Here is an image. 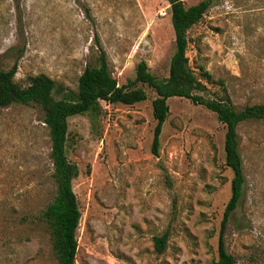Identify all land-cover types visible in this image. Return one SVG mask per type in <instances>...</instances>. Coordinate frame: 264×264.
Instances as JSON below:
<instances>
[{"label":"rangeland","instance_id":"1","mask_svg":"<svg viewBox=\"0 0 264 264\" xmlns=\"http://www.w3.org/2000/svg\"><path fill=\"white\" fill-rule=\"evenodd\" d=\"M184 6L200 0H181ZM166 0H0V69L14 79L44 73L74 89L97 46L117 84L142 60L167 75L173 31ZM189 67L207 71L212 97L222 85L232 104H264V0H209L186 31ZM220 82L222 84H220ZM146 98L99 101L98 114L67 118L66 158L80 213L74 264H211L230 170L225 127L215 114L169 97L150 151L154 119ZM244 183L222 238L234 264H264V119L236 127ZM49 138L33 104L0 106V264H56L39 212L52 199ZM168 231L156 254L152 236Z\"/></svg>","mask_w":264,"mask_h":264},{"label":"trees","instance_id":"2","mask_svg":"<svg viewBox=\"0 0 264 264\" xmlns=\"http://www.w3.org/2000/svg\"><path fill=\"white\" fill-rule=\"evenodd\" d=\"M166 1L173 31V51L169 58L167 75L161 79L150 74L145 62L140 60L135 65L134 77L125 84H117L108 70L105 53L99 45L95 65H86L83 68L74 89L44 73L30 75L26 83L20 85L14 79L15 63L7 69H0V106H37L47 130L54 192L52 199L39 212L37 218L44 225L56 264H74L77 246L75 233L80 216L71 188V180L77 175V167L65 154L67 118L88 113L94 119L100 108L99 101L122 104L143 101L146 94L137 83L151 88L155 94L150 102L155 121L150 143L153 154H157L158 135L167 116L166 99L169 97H183L204 106L224 125L223 164L230 170L231 177L229 196L219 221L216 258L211 264H234L232 255L225 249L222 234L230 213L240 199L244 183L236 127L241 122L264 119V104L251 103L236 107L222 85L215 96L202 94L205 83H211V76L200 67L197 73L189 67L185 55L186 31L202 17L209 0H200L189 6H184L181 0ZM167 238L168 231L152 236L154 253L160 254L164 251Z\"/></svg>","mask_w":264,"mask_h":264}]
</instances>
